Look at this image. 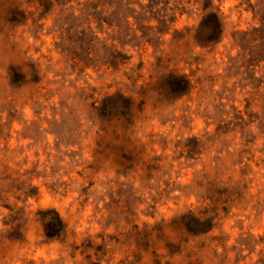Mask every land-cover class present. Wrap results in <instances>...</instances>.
Returning a JSON list of instances; mask_svg holds the SVG:
<instances>
[{"label": "rangeland", "instance_id": "1", "mask_svg": "<svg viewBox=\"0 0 264 264\" xmlns=\"http://www.w3.org/2000/svg\"><path fill=\"white\" fill-rule=\"evenodd\" d=\"M189 211L170 264H264V0H0V264H153Z\"/></svg>", "mask_w": 264, "mask_h": 264}, {"label": "trees", "instance_id": "2", "mask_svg": "<svg viewBox=\"0 0 264 264\" xmlns=\"http://www.w3.org/2000/svg\"><path fill=\"white\" fill-rule=\"evenodd\" d=\"M202 27L207 30V38L209 41H215L219 39L222 34V21L219 13L216 11L209 12L202 21ZM170 84L172 91L178 95H184L191 89V81L184 75H173ZM116 96L117 95H112L104 99V101L99 106V110L102 114L108 115L109 103L115 99ZM120 97L123 99V114L126 117V120H128L127 117L131 118L133 116L132 107L134 105V101L132 98L126 97L124 95H120ZM125 131V134H128V127H125ZM127 138L130 141L129 137ZM129 141L128 143H131ZM41 215L43 216L44 220V235L47 239H59L66 233L67 223L57 210L47 209L41 211ZM213 223L214 221L212 217L198 215L193 211H189L172 221L171 224L160 226L158 230L160 232L162 231V236H158L156 234L158 241L155 243V245L158 244V248L153 251L154 259L152 260V263L162 264L164 261L165 264H170V258L181 254L183 248H188V246L190 247L191 242L197 237L209 233L214 227ZM179 232L184 233V235L186 234L188 237H184L182 239L172 237Z\"/></svg>", "mask_w": 264, "mask_h": 264}]
</instances>
